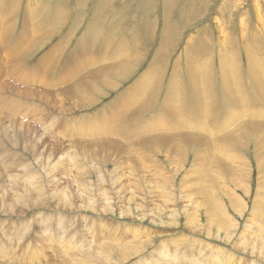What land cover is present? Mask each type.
Here are the masks:
<instances>
[{"label": "rangeland", "instance_id": "obj_1", "mask_svg": "<svg viewBox=\"0 0 264 264\" xmlns=\"http://www.w3.org/2000/svg\"><path fill=\"white\" fill-rule=\"evenodd\" d=\"M62 1L67 11L63 27L46 47L27 58L30 64L23 68L11 65L19 61L33 41L29 38L27 44L15 47L8 39L7 28L16 21L21 4L13 11L9 3L3 4L5 11L12 12L3 13L6 17L0 26L3 36L0 52V264H264V106L259 96L261 91L264 93V3L260 5L258 0H109L107 3L104 0H41L38 4L48 5L49 9L41 15V23H47L44 25L47 29L43 26L42 32L37 30L41 32L36 35L38 39L43 33L50 34V28L52 32L57 28L56 21L50 23L44 18ZM79 1L87 6L81 8ZM77 8L87 10L86 14L81 11L87 25L83 22V26L93 24L99 29L100 25L104 40L112 38L111 47H105L106 52L104 49L99 52L97 47H92V51L89 47L86 54L92 56L91 60L87 58L90 64L80 68L87 73L77 77L74 74L83 60L77 51L70 55L68 62L71 63L65 66L67 57L56 50L54 61H49L50 68L43 65L34 70L31 64L40 60L53 42L56 46L57 41L66 37L65 53H69L76 39L82 38L85 28L71 41L70 30L78 14ZM31 11L35 13L34 9ZM36 24L39 25V20ZM17 31L18 28L14 36ZM29 36L33 37L34 33ZM163 43H167L166 50ZM99 57L109 63L101 64ZM93 59L99 62L92 68ZM152 63L156 64V71L143 87L144 93L141 90L136 97V91L125 92L136 85ZM98 64L102 68L107 66L102 69ZM113 65L116 67L108 72ZM123 65L134 69H130L126 79L120 80L121 70H115ZM96 66L99 68L94 71ZM90 71L100 74L93 75ZM193 72H201L199 84H202L198 86L196 82V85L203 99L202 106L206 108L201 117L202 130L196 132L187 125L194 122L191 120L193 106L197 109L191 98ZM69 73L76 78L62 82V77ZM34 76L32 82H22ZM173 77L176 86H182H178L182 97H178L176 103L183 106V110H172L170 123L165 126L164 119L168 115L162 108V99ZM163 80L161 92L158 84ZM224 83L229 94L237 90L233 91L236 95L238 92L240 110L246 109V113L251 114L233 118L234 124V120L227 118L230 109L225 112ZM104 84H107L105 88ZM77 85H81V90L91 89L84 93L77 88L81 95L74 90ZM156 89L161 98L153 101ZM148 106L152 108L141 116ZM12 107L21 114L11 111ZM185 107L191 112H184ZM126 108H132L130 113ZM121 112L124 114L120 119L124 117L126 120L121 121L126 125L131 118L136 120L132 122L133 128L145 125L152 132L156 130L154 134L149 130L154 138H163L143 145L154 139L146 129L149 135L139 132L138 138L149 137V140L139 141L142 138H136V133L129 146L121 143L123 146L120 144L119 148L117 137L98 135V138L82 133L89 128L99 129ZM176 123L185 126L170 133L175 144L172 147L177 152L171 149V137L166 142L164 136L177 129ZM192 132L196 133L195 143L182 138ZM135 140L138 141L136 146ZM148 145L152 146L149 150ZM128 149L133 150L132 153L127 152ZM46 161H51L48 167ZM30 176L36 180L31 182ZM38 186L45 192L42 196L37 189L34 191ZM29 200H33L32 204ZM60 223L65 230H60ZM69 240L75 246L71 242L69 246ZM103 244L105 248L99 247ZM99 248L103 250L101 256L97 255ZM3 251L8 261L3 259ZM33 254H37L36 259ZM169 255L172 262L167 258ZM105 256L112 257L108 263ZM189 256H194L192 261H188Z\"/></svg>", "mask_w": 264, "mask_h": 264}, {"label": "bare ground", "instance_id": "obj_2", "mask_svg": "<svg viewBox=\"0 0 264 264\" xmlns=\"http://www.w3.org/2000/svg\"><path fill=\"white\" fill-rule=\"evenodd\" d=\"M41 0H0V26L3 24V20L5 19V17H6V15H3V13H6V12H8V11H5L4 9H3V4H5V3H9L10 4V6H11V10L13 9H15L16 7H17V5H19V4H21V8H20V11H19V13H18V15H17V19H16V21L13 23V24H11L10 26H9V28H7V34L9 35V37H8V39L14 44V46L15 47H19V46H21L22 44L23 45H25V44H27L29 41H30V39L29 38H32V45L30 46V48L27 50V51H25L22 55H21V57L19 58V61L18 62H16V63H12V68L13 67H17V66H19V67H17V68H23V66H26V65H29L30 63H27L28 61L30 62V58L29 59H27L29 56H32L33 55V53L35 54V52H37V51H39L41 48H44V47H46L47 46V42L48 41H52L51 39L55 36V34H57V33H59L60 32V30H59V28H62L63 27V24H64V20H65V14L67 13V11L65 10V7H66V4L62 1V4H61V2H59L57 5H53L54 7H52L51 8V10H50V12H49V14H48V17L47 18H44L47 22H52V21H56L57 22V28L52 32V29L50 28V30H51V32H52V34H51V32H50V34H48V35H46L47 33H49V32H47L46 34H44L43 33V35H40V37H39V39L37 38V36L36 35H38L39 33L41 34V32H42V30H40V28H42L45 24H47V23H41L42 22V20L40 19L41 18V15L42 14H44V13H46V11H47V9H49V7H48V5L46 6V5H44V6H41V4H38V2H40ZM51 1V0H50ZM66 1V0H65ZM85 1V0H84ZM109 0H104V2H108ZM46 2H47V0H46ZM58 2V1H57ZM68 2V1H67ZM80 2V1H79ZM77 3V4H79V6L81 7V8H83L82 6L83 5H86V4H83V2H80V3ZM88 1H86V3H87ZM103 2V1H102ZM258 2H259V4L260 5H262L263 3H264V0H258ZM64 3V4H63ZM110 3H112V2H110ZM37 4V5H36ZM48 4V3H47ZM104 5V7H105V3H103ZM42 5H43V3H42ZM63 5H65V6H63ZM74 5V4H73ZM52 6V5H51ZM87 6V5H86ZM103 6L101 5V9H103ZM32 9H34L35 10V13L34 14H32ZM78 9V14H76L77 16H76V19H75V22H74V25H73V27H71L72 28V30H70V32H71V34H73V38L71 39V41L75 38V37H77L76 35L78 34V32L80 33L81 31H82V29L84 30V28H85V32L83 33V36H82V38L81 39H76V44H75V46L73 47V49L71 50L70 49V52L69 53H65L66 51H67V49H68V47L66 48V46H67V43H65V38L63 39V40H61L59 43H58V41L55 39V44H57L56 46H54V42H53V44L51 45V47H49L50 48V50H48L47 51V53L46 54H44V56L43 57H41V59L40 60H38L37 62H35L34 64H31V67L34 69V70H39L40 68H43V65H44V67H49L50 68V65L51 64H49V61H52L53 60V58H54V55L55 54H57L56 52H54V51H58V53L59 54H61V56H64V57H67V60L65 61V66L67 65V64H70L71 62H68V60H69V57H70V55L72 54V53H74V52H76L78 55H80L82 58H83V60H82V64L80 65V67L76 70V72H75V76L77 77V75H81L83 72H85V73H87L86 71L87 70H85V71H83V70H81L80 68H83V67H85V66H87V65H89L90 63L87 61V58H90V60H91V58H92V56H90V53H88V54H86V51H88V48L89 47H91V50H92V47H97L98 49H99V52H100V50H103L105 47H107L108 49L111 47V40H112V38H109L108 37V39H105L104 40V38L101 36V34H100V32H99V29L101 28L100 27V25L99 24H97V25H99L98 27H99V29H97L95 26H93V24L90 26L89 24V27H85V26H87L86 25V23L83 21V18H82V13H81V11L83 12V14L85 13H87V10H81L80 8H77ZM85 9V8H84ZM9 11L10 13L13 11ZM98 10V9H97ZM257 10V12H258V9H256ZM103 11V10H102ZM106 11V10H105ZM115 11V10H114ZM8 12V13H9ZM101 12V11H100ZM9 13V14H10ZM96 13L98 14V12L96 11ZM96 13H94V14H96ZM97 14H96V16H97ZM84 16H86V15H84ZM95 16V17H96ZM18 17H19V20H20V22L21 23H19V20H18ZM93 17V16H92ZM97 19H98V17H96ZM100 18V17H99ZM39 20V25H37L36 23H37V21ZM92 21H94L93 19H92ZM83 22H84V25L85 26H83ZM91 22V21H90ZM63 23V24H62ZM73 24V23H72ZM71 24V25H72ZM51 25V24H50ZM60 25H62V26H60ZM33 26H35V29L34 30H32V27ZM53 26V25H52ZM45 27V26H44ZM50 27V26H49ZM18 28V33H17V35L16 36H14L13 35V33H14V30L15 29H17ZM46 29H47V27H45ZM70 28V29H71ZM40 30L41 32H38L37 30ZM43 29V28H42ZM58 29V30H57ZM49 30V31H50ZM66 31V29H64L60 34L61 35H63V33ZM68 31V30H67ZM103 31V30H102ZM1 32V31H0ZM2 32H3V30H2ZM69 32V33H70ZM83 32V31H82ZM33 34L34 33V36L32 37V36H29L30 34ZM59 34V35H60ZM82 34V33H81ZM45 35V36H44ZM79 35V34H78ZM39 36V35H38ZM67 36V35H66ZM69 37V36H68ZM38 39V41L36 40L35 41V39ZM116 38V37H115ZM169 38V37H168ZM163 39V38H162ZM26 41V42H25ZM67 41V40H66ZM70 41V40H69ZM166 42H167V40H165ZM168 41H169V39H168ZM73 42V41H72ZM71 42V43H72ZM168 43V42H167ZM166 43V44H167ZM174 43V42H173ZM3 44V36L2 35H0V52H1V45ZM74 44V43H73ZM165 43H163V46L164 45H166ZM170 45H172V44H170ZM176 45V44H175ZM49 46V45H48ZM161 47V46H160ZM167 47V46H166ZM48 48V49H49ZM70 48V47H69ZM96 49V48H95ZM94 49V50H95ZM125 49V48H124ZM79 50H84V51H79ZM97 50V49H96ZM95 50V51H96ZM116 50V49H115ZM164 50H166L165 49V46H164ZM93 51V50H92ZM92 51H91V55H92ZM104 51H105V49H104ZM107 51V50H106ZM105 51V52H106ZM169 51V50H168ZM98 52V53H99ZM104 52V53H105ZM109 52V51H108ZM159 52H161V50L159 51ZM158 52V53H159ZM162 52H164L163 50H162ZM55 53V54H54ZM101 53H102V51H101ZM157 53V54H158ZM32 54V55H31ZM37 54V53H36ZM107 54V53H106ZM105 54V55H106ZM115 54V53H114ZM170 53H168L167 55H169ZM101 55V54H100ZM119 55V54H118ZM126 55H128V54H126ZM137 54H135V56H136ZM163 55V54H162ZM171 55V54H170ZM94 56H95V53H94ZM93 56V57H94ZM97 56H98V54H97ZM104 56V55H103ZM102 56V57H103ZM107 56V55H106ZM155 56H156V54H155ZM158 56V55H157ZM164 56V55H163ZM189 56V55H188ZM115 57H116V55H115ZM190 57V56H189ZM52 58V59H51ZM98 58V57H97ZM99 58H101V57H99ZM117 58V57H116ZM116 58H114V61H115V59ZM121 58V57H120ZM156 58V57H155ZM155 58H154V60H155ZM192 58V57H191ZM224 58V57H223ZM231 58V57H230ZM32 59V58H31ZM51 59V60H50ZM96 59V58H95ZM95 59H93V61H91V65H90V67H92L93 68V66L94 65H97V63L99 62H96L95 63ZM102 59V58H101ZM100 59V60H101ZM105 59H108V56H107V58H105ZM118 59H119V57H118ZM125 59V58H124ZM127 59V58H126ZM137 59V58H136ZM190 59V58H189ZM59 60H61V57L59 58ZM122 60V59H121ZM120 60V61H121ZM231 60V59H230ZM54 61V60H53ZM112 61V60H111ZM110 61V62H111ZM119 61V60H118ZM166 61V60H165ZM178 61V60H177ZM198 61V60H197ZM228 61V60H227ZM102 62H108L107 60L106 61H103V59H102V61H100V63L102 64ZM116 62V61H115ZM52 63V62H51ZM109 63V62H108ZM135 63V62H134ZM136 63H138V62H136ZM186 63H187V61H186ZM186 63H185V65H186ZM189 63V62H188ZM193 63H194V60H193ZM180 64V63H179ZM224 64V63H223ZM8 66L10 65V64H7ZM20 65H22L21 67H20ZM100 64H98V66H99ZM119 65H121V63L119 64ZM178 65V64H177ZM229 65V64H228ZM6 66V65H5ZM7 66V67H8ZM54 67H56L55 65H53ZM101 66V68H102V65H100ZM105 66H107V65H105ZM105 66L103 65V67L105 68ZM114 66V65H113ZM122 66V65H121ZM131 66V65H130ZM129 65L127 66V65H123V67L121 68V69H119V70H115V71H120L121 70V72H120V75L119 76H121V78H120V80H122V79H126L127 77H126V75L129 73V71H130V69L131 68H133V67H130ZM179 66V65H178ZM192 66V65H191ZM203 66V65H202ZM53 67V68H54ZM116 66H114V67H112V68H108V72H110V71H112L113 70V68H115ZM124 67H126V68H124ZM134 67H136V66H134ZM156 64L155 63H152L150 66H149V70L147 71V72H145L139 79H138V82L136 83V85L134 86V84H133V87H131L129 90L127 89V90H125V92H127V91H132V92H135L136 91V93H137V95H136V97H138L139 95H140V93H141V90H143L142 91V93H144V88H145V85L147 86L148 84H149V80L152 78V76H153V74L155 73V71H156ZM1 68V67H0ZM68 68H70V67H68ZM72 68V67H71ZM97 68V66L95 67V69H94V71L95 70H97L96 69ZM100 68V69H101ZM104 68H102V69H104ZM117 68H118V66H117ZM116 68V69H117ZM124 68V69H123ZM189 68V67H188ZM99 69V70H100ZM123 69V70H122ZM134 69V68H133ZM191 69V68H190ZM199 69V68H198ZM63 70H65V69H63ZM107 70V69H106ZM186 70V69H185ZM88 71H89V69H88ZM101 71V70H100ZM200 71V70H199ZM202 71V70H201ZM254 71V70H253ZM91 73H92V71H90ZM161 72V71H160ZM179 72V71H178ZM190 72V71H189ZM89 73V72H88ZM98 73L99 72H95V73H92L93 75H98ZM104 73V72H103ZM106 73H107V71H106ZM114 73V72H113ZM185 73V72H184ZM200 74H198L197 72H193L192 73V75H191V82H192V84H193V88H192V90H194L193 91V94H194V97H193V94H192V99H193V101L195 100V103H196V106H197V109H196V107L194 108V106H193V113H192V121H194L193 123H191L192 121L191 120H189L188 119V121H189V123H191V124H187L189 127H190V129L192 130V131H197V130H202L201 129V127H200V123L201 122H203L202 120H203V118H201L202 117V115H204V110L206 109V108H203V106H202V103L201 102H203V99H202V96H201V94L199 93V90H198V88H197V85L199 84V82H200V76H201V72H199ZM90 74V73H89ZM100 74V73H99ZM118 74V73H117ZM117 74L115 75V76H117ZM175 74V73H174ZM178 74V73H177ZM178 75H180V74H178ZM200 75V76H199ZM69 76H72L70 73H69V75H65L64 77H62V82L63 81H65V83L66 82H72L76 77H74V76H72L71 78H69L68 79V77ZM91 76V75H90ZM111 76V75H110ZM114 76V75H113ZM114 76V77H115ZM105 77V76H104ZM174 77H175V75H174ZM173 77V79L171 80V83H169V87H168V89H167V93H166V96H165V99H162L163 101H164V103H162V108H163V110H164V112H165V114L166 115H168V116H166L167 118L166 119H164V121H165V126L166 125H168L169 123H170V120H169V115H172L173 114V112H172V110H176V109H180L181 111L183 110L182 108H183V106L181 107V105L179 104V106H178V104L176 103V99H178V97H182L181 96V90H180V88L178 87V86H176V79ZM187 77H189V76H187ZM34 78H36L35 76L34 77H31L30 79H27V80H24V81H22L23 83H29V82H32L33 80H34ZM66 78V79H65ZM91 78V77H90ZM108 78V77H107ZM159 78H160V76H159ZM180 78V77H179ZM178 77H177V79H179ZM65 79V80H64ZM101 79H103V77L101 78ZM105 79H106V77H105ZM115 79V78H114ZM188 79V78H187ZM36 80V79H35ZM90 80V79H89ZM95 80H97V79H95ZM116 80H118V79H116ZM94 81V80H93ZM109 82H110V80H108ZM126 81V80H125ZM180 81V80H179ZM88 82V81H87ZM97 82V81H96ZM95 81H94V83H96ZM104 82V81H103ZM106 82H107V80H106ZM108 82V83H109ZM161 82H163L164 83V80L163 81H159V84H158V86L159 87H161V89H160V91L161 92H163V90H162V87H163V85H162V83ZM177 82H178V80H177ZM196 82H197V85H196ZM34 83V82H33ZM84 83H86V82H84ZM98 83V82H97ZM101 82H99V84H100ZM125 83V82H124ZM128 83V82H127ZM32 84V83H31ZM57 84H59V85H61V83H58L57 82ZM81 84V83H80ZM83 84V83H82ZM81 84V85H82ZM87 84V83H86ZM85 84V85H86ZM202 84V83H201ZM201 84H199V85H201ZM239 84V83H238ZM264 84V83H263ZM42 85V84H41ZM52 85V84H51ZM81 85L78 87V85H77V87H75L74 88V90L76 89V91H77V93H81L82 91L85 93L86 91L85 90H88L87 88L86 89H84V90H81L82 88H80L81 87ZM84 85V84H83ZM88 85V84H87ZM95 85V84H94ZM98 85V84H97ZM102 85V84H101ZM105 85V84H104ZM103 85V86H104ZM110 85V84H109ZM190 85V84H189ZM198 85V86H199ZM107 86V84L104 86V88ZM140 87L138 90H137V87ZM181 86V85H180ZM203 87H204V85H202ZM222 86L224 87V89H225V97H226V111L225 112H228L229 111V109H230V113L228 114V116H227V118H228V121L229 120H234L233 118H245V116H250L251 114L250 113H248L249 115H247V113H246V109L244 110V111H242V109L240 110V105H239V102H240V100H239V98H238V92H237V95H236V92L234 93V91L233 90H235V89H233L231 92H233V93H231L230 92V94H229V91H226L227 89H226V83H224V85L222 84ZM228 86V85H227ZM259 86V85H258ZM83 87V86H82ZM99 87V86H98ZM113 87H115V86H113ZM123 87V86H122ZM144 87V88H143ZM182 87V86H181ZM192 87V86H191ZM236 87V86H235ZM255 87H256V84H255ZM77 88H79L80 89V91H79V89H77ZM84 88V87H83ZM116 88V87H115ZM143 88V89H142ZM207 87L205 86V89H206ZM58 89V88H57ZM91 89V88H90ZM89 89V90H90ZM133 89V90H132ZM237 89V88H236ZM208 90V92H209V89H207ZM260 90V89H259ZM69 92H75V91H72V90H68ZM98 91V90H97ZM160 91L158 90L157 91V89H156V93L154 94V95H152L153 96V98H152V100L154 101L155 99L156 100H158V98H161V96H160ZM202 91H203V89H202ZM235 91H237V90H235ZM60 92V91H59ZM68 92V93H69ZM130 92H128V93H130ZM132 92H131V94H132ZM185 92H186V90H185ZM58 93V92H57ZM67 93V94H68ZM70 93V94H71ZM89 94H90V91L88 92ZM97 93H100V91L99 92H97ZM205 93V92H204ZM34 94V93H33ZM187 94V93H186ZM202 94H203V92H202ZM13 95H14V93H13ZM58 95V94H57ZM79 95V94H78ZM81 95H82V93H81ZM128 95H130V94H128ZM143 95V94H142ZM141 95V96H142ZM146 95V94H145ZM164 95H165V93H164ZM230 95V96H229ZM44 96V95H43ZM54 96V95H53ZM68 96H69V94H68ZM73 96V95H72ZM74 96H75V94H74ZM261 98H260V101H262V106H264V93L261 91V95H259ZM62 97V96H61ZM71 97V96H70ZM88 97V96H87ZM155 97V98H154ZM240 97V96H239ZM76 98V97H75ZM79 98V97H78ZM81 98V97H80ZM125 98V97H124ZM123 98V99H124ZM241 98V97H240ZM245 98V97H244ZM42 99H43V97H42ZM145 98H143V100H144ZM183 99V98H182ZM191 99V100H192ZM92 100V99H91ZM128 100V99H127ZM150 101V102H153V101ZM180 100V99H179ZM206 100H207V98H206ZM210 100V99H209ZM84 101V100H83ZM126 101V100H125ZM162 101V102H163ZM258 101H259V99H258ZM178 102V101H177ZM245 102H247V100L245 101ZM132 103H134V102H132ZM142 103V102H141ZM194 103V102H193ZM3 104H6V103H3ZM129 104V103H128ZM150 104V103H149ZM152 104V103H151ZM154 104V103H153ZM258 104V103H257ZM6 105H8V104H6ZM127 105V104H126ZM135 106L137 105V104H134ZM177 105V106H176ZM195 105V104H194ZM13 106V105H12ZM138 106V105H137ZM136 106V107H137ZM140 106V105H139ZM3 107H5V105L3 106ZM159 107V106H158ZM180 107V108H179ZM138 108V107H137ZM152 107L151 106H148V107H145V109L143 110L142 108V110H143V112L141 113V116L142 115H144L145 113H147L150 109H151ZM124 109V108H123ZM128 108H126V110H127ZM132 109V108H131ZM130 109V110H131ZM185 109H186V111H184V112H191V109H187V107H185ZM10 110L11 111H13V112H15L16 114L18 113V114H21L18 110H16V107H12V108H10ZM115 110H116V107H115ZM129 110V109H128ZM130 110H129V113H130ZM139 110V109H138ZM141 110V111H142ZM125 111V110H124ZM196 111H197V113H196ZM206 111V110H205ZM128 112V111H127ZM252 112V111H251ZM124 114V112H121V113H118L117 115H115L114 116V118L112 119V121H109L108 123L107 122H104V120H103V122H104V124L105 125H102L99 129H92V128H89L88 130H86V131H84V132H82V133H88V134H90V136H97L98 137V135L99 136H107V137H109V136H113V137H117L118 139V141H120V143L118 144V146H119V148L121 147L120 146V144L122 143V144H125L126 145V147L127 146H129L130 145V142H131V138L133 139V137H135V135H136V133H137V137L136 138H138V133L140 132L142 135H144V133H145V130H146V132L147 131H149V130H151V132H152V129H149L148 130V127L147 126H145V125H142L141 127H136V128H133V126H132V122H136V120L134 121V120H131V116L129 117L130 118V122H131V124H129L128 123V125H126V123H124V122H122L123 121V119H124V117H123V119H120V115L121 114ZM196 113V114H195ZM208 113V112H207ZM210 113V112H209ZM163 114V113H162ZM178 114H180V113H178ZM183 115H184V113H182ZM256 114H257V111H256ZM132 115H133V113H132ZM135 115V114H134ZM133 115V116H134ZM158 115V114H157ZM14 116H15V114H14ZM127 116V115H126ZM241 116V117H240ZM135 117H137L136 115H135ZM135 117H133V118H135ZM185 116H183V118H184ZM132 118V119H133ZM139 118V117H138ZM155 118V121H157V120H159V118L156 116V117H154ZM164 118V116H162L161 117V119H163ZM212 118V117H211ZM202 119V120H201ZM107 120V119H106ZM122 120V121H121ZM124 120H126V119H124ZM40 121H41V119H40ZM108 121V120H107ZM129 121V119L126 121V122H128ZM151 121V120H150ZM191 121V122H190ZM198 121H199V123H198ZM228 121H227V123H228ZM122 122V123H121ZM180 122V121H179ZM207 122V121H206ZM236 121L234 120L233 121V124L235 123ZM43 124V123H42ZM186 124V123H185ZM206 124V123H205ZM223 124V123H222ZM45 125V124H44ZM47 125V124H46ZM52 125H54V123L52 124ZM175 125H177V123L175 124ZM186 125V126H187ZM207 126H208V123L206 124ZM262 125V124H261ZM48 127H49V125H47ZM178 127H177V129H175V130H168V128H169V126H168V128L166 127V129L168 130V131H170L169 133H166L164 136L165 137H167L166 138V142L167 141H170L171 140V142H170V145H171V149H175V148H173L172 147V145L174 146L175 144L172 142V135L170 134L171 132H175L176 130H179V129H181V128H184L185 126H183V124H182V126L179 124V125H177ZM150 128H152L151 126H149ZM171 127H173L172 129H174V126H172L171 125ZM170 127V128H171ZM169 128V129H170ZM207 128H209V127H207ZM12 129V128H11ZM142 129V131H144L143 133L140 131ZM154 132L156 131V130H153ZM151 132L149 131V133L151 134ZM154 132H152L153 134H154ZM195 132H192L191 134L190 133H185V135H184V137H182V138H185L186 140H189L188 142L190 143V142H192V141H194V143L196 142L195 140H197V137H194V135L196 136V133ZM1 133V132H0ZM51 133V132H50ZM156 133H158V131L156 132ZM155 133V134H156ZM141 134H139V136L141 135ZM145 134H148V133H145ZM153 134H151L152 136V138H154L153 137ZM149 135V134H148ZM157 135V134H156ZM155 135V136H156ZM160 135V134H159ZM182 136V135H181ZM181 136H180V138H181ZM6 137V136H5ZM60 137V136H59ZM63 137V136H62ZM145 137V136H144ZM147 137V136H146ZM158 137V136H157ZM154 138V139H150L149 137V139H150V141H145L146 139H148V138H145V140L143 139V137H139V138H142V139H139V141H141V140H143V141H145L144 143H142L143 145L144 144H149V142H157V140L156 139H158L159 140V138H160V140L163 138H161V136H159L158 138ZM169 137H171V139L169 140ZM194 137V138H193ZM99 138V137H98ZM110 138V137H109ZM123 140L122 142H121V140ZM130 139V141H128ZM148 139V140H149ZM137 140V139H136ZM136 140L135 141H133V142H136ZM156 140V141H155ZM132 142V143H133ZM128 145H127V144ZM140 142H139V144H141ZM150 143V145H156V144H151ZM169 143V142H168ZM167 143V145L169 146V144ZM121 144V145H122ZM135 144V146H136V144H138V141L136 142V143H134ZM141 144V145H142ZM112 145V144H111ZM124 145V146H125ZM133 145V144H132ZM142 145V146H143ZM150 145H148V150H149V146ZM117 146V147H118ZM123 146V145H122ZM139 146V145H138ZM137 146V147H138ZM146 146V145H145ZM145 146H143V147H145ZM112 147H113V145H112ZM114 147H116V144L114 145ZM126 147H125V149H126ZM143 147H141V148H143ZM188 147V146H187ZM189 147H191L190 145H189ZM196 146H193V148H195ZM123 148L124 147H122V150H123ZM129 148V147H128ZM146 148H147V146H146ZM145 148V149H146ZM150 148H152V146H150ZM157 148V147H156ZM156 148L154 149V150H156ZM115 149H117V148H115ZM132 149V148H131ZM139 149V148H138ZM144 149V148H143ZM170 149V150H171ZM181 150H182V147L180 148ZM179 149V150H180ZM190 149V148H189ZM15 150V149H14ZM102 150V149H101ZM139 150H142V149H139ZM172 150V151H173ZM186 150V149H185ZM19 151V150H18ZM125 151H127V150H125ZM132 151L133 150H131V152H130V149H128V151L127 152H130V153H132ZM143 151V150H142ZM175 151V150H174ZM173 151V152H174ZM178 151V150H177ZM177 151H175V152H177ZM183 151V150H182ZM193 151H194V149H193ZM9 152H10V150H9ZM184 152V151H183ZM189 152H191L190 150H189ZM14 153V152H13ZM15 153H16V151H15ZM8 154V153H7ZM21 155V154H20ZM6 155L3 153V157H5ZM232 156V155H231ZM235 156V155H234ZM23 157H24V155H23ZM0 158H1V156H0ZM47 158V157H46ZM24 160V159H23ZM49 160H50V158H49ZM1 161H2V159H1ZM22 162V161H21ZM49 163H51V161H49L48 163H47V161H46V167H48L49 165ZM23 164L24 163H22V166H23ZM34 165V164H33ZM32 165V166H33ZM48 165V166H47ZM53 165V164H52ZM55 165V164H54ZM21 166V165H20ZM19 166V167H20ZM31 166V167H32ZM34 167V166H33ZM52 167V166H51ZM54 167H56V165L54 166ZM45 169V168H44ZM47 169V168H46ZM50 169V168H49ZM53 169H55V168H53ZM244 169V168H243ZM21 171V170H20ZM44 171V170H43ZM240 171V170H239ZM245 171V170H244ZM34 173H35V171H33ZM46 172V171H45ZM50 172V174H51V172L52 171H49ZM242 172V171H241ZM20 173V172H19ZM53 173V172H52ZM247 173V172H246ZM38 174V173H37ZM37 174H35V175H37ZM40 174V173H39ZM49 174V173H48ZM49 174V175H50ZM48 175V176H49ZM29 177V176H28ZM31 177V176H30ZM39 179V178H38ZM28 180H30L31 182H34L36 179H33V176L30 178V179H28ZM48 180V179H47ZM21 181V180H20ZM18 183V182H17ZM15 184V183H14ZM23 184V183H22ZM39 184V183H38ZM19 185H20V187H22L21 186V184L19 183ZM25 185V184H24ZM27 185H28V183H27ZM29 186V185H28ZM35 186V185H34ZM43 186V185H42ZM25 187H27V186H25ZM24 187V188H25ZM33 187V186H32ZM44 187V186H43ZM9 188V187H8ZM28 188V187H27ZM26 188V190H28ZM30 188V187H29ZM35 188V190L34 191H36V189L38 190V191H40V193H39V195H41L42 196V192H43V189H41L40 188V186H38V187H34ZM1 189V188H0ZM16 189V188H15ZM165 189V188H164ZM7 190V189H6ZM30 191V190H29ZM37 192V191H36ZM43 193H45V192H43ZM33 194V193H32ZM19 196H21L20 195V193L18 194ZM45 195V194H44ZM30 196V195H29ZM48 196V195H47ZM14 197V196H13ZM46 196H44V198H45ZM15 198V197H14ZM20 198V197H19ZM25 199H27V197L25 198ZM6 200V199H5ZM15 200V199H14ZM28 200V199H27ZM48 200V199H47ZM21 201V200H20ZM29 201H31V200H29ZM29 201H27V202H29ZM33 201V200H32ZM32 201H31V204H32ZM26 202V203H27ZM24 203V202H23ZM0 204H1V202H0ZM4 204V203H3ZM28 204H30V202L28 203ZM35 205V204H34ZM22 206V205H21ZM30 206H32V205H30ZM93 206H94V202H93ZM34 207V206H33ZM259 207H260V205H259ZM2 208V207H1ZM30 208V207H29ZM32 208V207H31ZM28 209V208H27ZM38 209V208H37ZM42 209H46V208H42ZM6 210V209H5ZM4 210V211H5ZM10 210V209H9ZM30 210V209H29ZM9 212V211H8ZM12 212V211H11ZM15 215V214H14ZM63 218V217H62ZM66 218H64V220H65ZM64 220H62V222L64 221ZM64 225H62L61 223L59 224V228H60V230H65V227H63ZM70 228V227H69ZM71 229V228H70ZM48 230V229H47ZM51 230V229H50ZM71 231V230H70ZM65 232V231H64ZM8 234V233H7ZM23 235V234H22ZM4 236V235H3ZM6 236V235H5ZM24 236H25V234H24ZM63 237V236H62ZM66 238V237H65ZM10 239V238H9ZM51 239V238H50ZM69 239V238H68ZM21 240V239H20ZM65 240V239H64ZM12 241H13V239H12ZM69 243L71 242V240H69L68 241ZM81 242V241H80ZM52 243V242H51ZM71 243H73V242H71ZM71 243L69 244V246H71ZM79 243V242H78ZM74 244V243H73ZM81 244V243H80ZM79 244V245H80ZM54 246V245H53ZM74 246H75V244H74ZM4 247V246H3ZM11 247V246H10ZM26 248H27V246H25ZM80 247H82V245H80ZM99 247H101V248H105V245L103 244V245H101V246H99ZM5 248V247H4ZM3 248V249H4ZM25 248V249H26ZM70 248V247H69ZM83 248V247H82ZM101 248H99V249H97L98 251H100V253L99 254H97V255H100L101 253H102V249ZM6 249L8 250L9 248H7L6 247ZM67 249V248H66ZM69 250V249H68ZM72 250H73V248H72ZM4 251H6V250H4ZM3 251V259H5L6 261H8L7 260V258H8V255L5 253ZM81 251V250H80ZM203 252V251H202ZM13 253V252H12ZM11 253V254H12ZM64 253V252H63ZM79 253H81V252H79ZM88 253V252H87ZM34 255V254H33ZM35 255H37V254H35ZM35 255H34V258L36 259V257H35ZM65 255V254H64ZM161 255H162V253H161ZM168 255V254H167ZM173 255V254H172ZM175 255V254H174ZM173 255V256H174ZM101 256V255H100ZM112 256V255H111ZM165 256V255H164ZM67 257V256H66ZM79 257V256H78ZM77 257V258H78ZM106 257V256H105ZM107 257H110V256H107ZM105 258V259H107V263L109 262V259H111V258ZM162 257V256H161ZM167 257V256H166ZM186 257V256H185ZM22 258V257H21ZM168 259H169V261L170 262H172V256L171 255H169V257H167ZM176 258V257H175ZM194 258V256L193 257H191V256H189V260L188 261H192V259ZM196 259V258H195ZM195 259H194V261H195ZM176 260V259H175ZM39 261H40V259H39ZM76 261V260H75ZM76 262H78V261H76ZM164 262V261H163ZM79 263V262H78ZM77 263V264H78ZM83 264V263H82ZM168 264V263H167Z\"/></svg>", "mask_w": 264, "mask_h": 264}]
</instances>
